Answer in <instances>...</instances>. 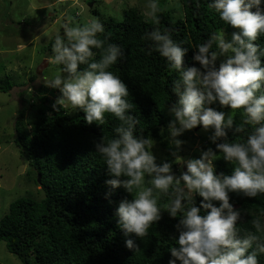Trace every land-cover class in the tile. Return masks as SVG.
<instances>
[{
	"label": "clouds",
	"instance_id": "clouds-1",
	"mask_svg": "<svg viewBox=\"0 0 264 264\" xmlns=\"http://www.w3.org/2000/svg\"><path fill=\"white\" fill-rule=\"evenodd\" d=\"M145 6L159 25L160 0H146ZM208 7L235 31L230 38L223 30L213 32L195 45L191 66L185 63L189 47L174 40L171 29L154 27L143 37L150 42L147 54L156 51L167 69L179 74L170 86L178 99L168 106L173 118L166 126L173 161L157 163L156 141L137 134L140 120L130 114L135 106L128 99L129 89L109 70L125 59V51L107 42V36L100 38L105 26L99 17L83 23L66 17L63 34L55 31L48 57V63L60 67L49 74L41 68L38 81L59 90L54 110L79 108L88 124L105 125L108 115L119 121L112 137L102 136L95 148L112 177L105 183L132 195L120 201L115 213L126 237H148L166 210L170 217H179L175 226L179 236L174 238L178 246L169 247L168 264H259L258 257L264 254V211L251 218L255 231L241 229L242 213L230 203V193L248 198L264 195V46L256 43L264 37V0H210ZM41 35L48 37V32ZM235 110H242L241 123ZM198 126L211 132L208 139L215 149L185 159L179 155L184 141L178 137ZM164 131L160 129L161 136ZM229 131L234 136L245 134L243 142L230 141ZM221 157L234 166L230 175L217 174L214 162ZM173 163L182 166L179 175ZM197 196L202 198L199 206ZM125 245L140 250L134 239H126Z\"/></svg>",
	"mask_w": 264,
	"mask_h": 264
},
{
	"label": "trees",
	"instance_id": "trees-1",
	"mask_svg": "<svg viewBox=\"0 0 264 264\" xmlns=\"http://www.w3.org/2000/svg\"><path fill=\"white\" fill-rule=\"evenodd\" d=\"M180 1L183 17L173 19L167 11H161L159 25L137 7H128L122 20L105 18L93 10L105 26V33L100 34V38L107 36V42L119 44L125 51V59L109 70L119 75L129 89L128 99L135 106L130 114L140 120L137 134L150 135L160 142L165 153L160 162L174 160L166 139V126L173 118L168 113V106L178 99L170 86L179 74L167 69L165 59L156 51L147 54L150 42L143 39L145 33L154 27L171 29L173 39L183 41V46L189 47L185 63L191 66L195 63L191 59L195 45L205 42L213 32H229L230 29V25L208 7L210 0H199L198 8L196 0ZM52 43L54 36L43 47L48 56L52 55ZM256 43L264 46V37ZM12 86L14 84L6 79L0 90L8 91ZM38 91L41 95L36 100H26L24 107L18 110L14 121V144L31 160L34 180L40 185L43 197L17 198L0 218V240L6 243L8 251L22 264H168L172 259L169 247L178 246L175 239L179 233L175 226L179 217L172 218L162 210L161 219L149 229V236L145 238L135 234L126 237L118 225L116 209L120 201L132 199V195L122 187L113 190L105 183L112 177L108 175L104 160L96 153L95 144L102 136L111 138L119 121L108 115L105 125L88 124L80 109H53L56 100L53 97L58 89L40 86ZM26 106L29 114L24 119ZM213 107L225 112L229 109ZM235 119L237 123L242 122V110H235ZM161 128L165 129L163 136ZM244 137L245 134L228 133L232 142H243ZM202 146L215 149L210 140ZM214 163L217 174L230 175L234 168L223 158ZM172 167L176 169L175 163ZM32 172L27 171L28 174ZM38 175L40 181H37ZM201 199L196 197L197 206ZM166 201L167 198H163V202ZM230 203L241 210L243 222L238 227L255 231L251 218L264 211V195L248 198L233 192ZM128 238L134 239L139 251L126 247ZM258 260L259 264H264V254Z\"/></svg>",
	"mask_w": 264,
	"mask_h": 264
},
{
	"label": "rangeland",
	"instance_id": "rangeland-1",
	"mask_svg": "<svg viewBox=\"0 0 264 264\" xmlns=\"http://www.w3.org/2000/svg\"><path fill=\"white\" fill-rule=\"evenodd\" d=\"M160 4L162 11H167L173 19L183 17L180 0H160ZM145 5L146 0H0V85L6 79L14 84L8 91L0 90V218L8 212L10 203L17 198L43 197L40 185L34 180L35 170L31 160L21 154L14 144V121L26 100H36L41 95L39 87H45L42 80L38 81V77L43 75L41 68L45 74L59 68L48 63L49 56L43 50L44 45L56 30L63 34L61 24L68 16L76 17L83 23L89 17H96L93 14L95 10L105 18L122 20L123 12L128 7H137L149 17ZM233 31L235 29L230 26L229 32H226L228 38ZM42 32H48V37L42 36ZM45 59L47 62L38 69ZM47 94L53 96L49 92ZM60 95L57 91L53 98ZM231 111L229 108L226 113ZM28 112L27 107L24 119ZM25 127L28 129V126ZM210 135L211 132H204L200 126L185 131L180 139L184 141L180 156L185 159L199 158L201 150H206L202 145L209 141ZM155 141L153 152L159 163L165 153L160 142ZM175 165L176 169L173 171L179 175L182 166ZM29 170L33 171L32 174L27 173ZM0 264H22L15 254L8 251L2 240Z\"/></svg>",
	"mask_w": 264,
	"mask_h": 264
},
{
	"label": "water",
	"instance_id": "water-1",
	"mask_svg": "<svg viewBox=\"0 0 264 264\" xmlns=\"http://www.w3.org/2000/svg\"><path fill=\"white\" fill-rule=\"evenodd\" d=\"M47 62V59L44 60V62L38 67V69L43 66ZM37 181H40V176L38 175Z\"/></svg>",
	"mask_w": 264,
	"mask_h": 264
}]
</instances>
